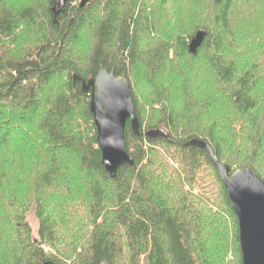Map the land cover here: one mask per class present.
<instances>
[{"label":"trees","instance_id":"obj_1","mask_svg":"<svg viewBox=\"0 0 264 264\" xmlns=\"http://www.w3.org/2000/svg\"><path fill=\"white\" fill-rule=\"evenodd\" d=\"M55 3L0 0V264H243L219 172L185 145L264 180V50L242 26L264 36V0H68L58 23ZM101 68L140 120L115 179L82 90Z\"/></svg>","mask_w":264,"mask_h":264},{"label":"water","instance_id":"obj_2","mask_svg":"<svg viewBox=\"0 0 264 264\" xmlns=\"http://www.w3.org/2000/svg\"><path fill=\"white\" fill-rule=\"evenodd\" d=\"M58 11L54 22L67 0H56ZM83 0L80 7L88 4ZM207 32L200 31L189 45L190 53L196 55L201 48ZM75 79H79L75 77ZM84 93H90V111L97 128V140L102 153V164L110 178L115 179L123 166L133 167L134 159L128 152L126 126L130 122L133 132L140 136V120L131 91L130 82L117 77L115 72L101 68L96 79L82 81ZM149 140L170 141V134L159 128L144 133ZM186 147L207 151L215 164L228 192L231 205L239 221V238L243 264H264V180L250 170H240L231 174V169L218 162L209 143L195 139Z\"/></svg>","mask_w":264,"mask_h":264},{"label":"rangeland","instance_id":"obj_3","mask_svg":"<svg viewBox=\"0 0 264 264\" xmlns=\"http://www.w3.org/2000/svg\"><path fill=\"white\" fill-rule=\"evenodd\" d=\"M82 1L83 0H81V2ZM245 21H246V24H242V26L245 29H250L254 33V35H255V41H253V36H251V42H249L250 44H248V46H249L248 49L255 50V52H259V51L262 52L264 50V45H262L261 43H259V41L260 40H263L264 36H263L261 30L259 29V24L258 25H255V21L256 20L255 21H252V20L245 19ZM241 41H244L245 42V40H243V39ZM28 221H29L30 225L32 226L34 237L36 239H38L39 238V236H38V232H39V222H38L37 218L34 216V214H30V216L28 218ZM231 257H232V254H230V257H228L226 259V263H229L230 262Z\"/></svg>","mask_w":264,"mask_h":264},{"label":"flooded vegetation","instance_id":"obj_4","mask_svg":"<svg viewBox=\"0 0 264 264\" xmlns=\"http://www.w3.org/2000/svg\"><path fill=\"white\" fill-rule=\"evenodd\" d=\"M68 1V0H67ZM55 10L58 11L57 2L55 3Z\"/></svg>","mask_w":264,"mask_h":264}]
</instances>
